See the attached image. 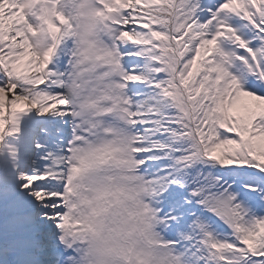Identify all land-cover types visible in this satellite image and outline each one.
<instances>
[{"label": "rangeland", "instance_id": "374dc122", "mask_svg": "<svg viewBox=\"0 0 264 264\" xmlns=\"http://www.w3.org/2000/svg\"><path fill=\"white\" fill-rule=\"evenodd\" d=\"M42 1H46L49 6L51 15L49 22L43 21ZM165 1L174 9L172 18L166 23L153 20L155 8L158 6L144 8L149 16L150 34L142 49L146 54L159 55L161 61L157 63V69L155 65L153 68V75L157 77L159 83H156L155 88L148 89L141 101L140 99L136 101L137 105L149 109L155 120L176 126V130L169 137L168 146L158 152L163 161L161 174L156 177L148 175L147 181L143 183L144 178L136 173L137 165L126 163L123 155L110 150L115 147L114 135L113 138L105 140L106 144L101 142L95 145L89 141L84 150L81 151L78 147V151L74 152L70 173L68 171L70 191L67 195H71L76 188L74 174L84 172L90 175V182L96 186L92 189V201H99L98 211L102 216L97 218L103 221L108 218L113 229L123 238H116L120 241L118 245L120 253L123 247L128 252L131 250L130 246L135 247L139 244L143 247L146 242L144 237H148L150 242L154 226L161 227V221L156 216L159 210L147 201L148 209L142 213L138 209L139 195H136L145 189L146 183L150 186L151 192L152 187L159 186V189L152 192L154 201L160 203L163 200L161 209L167 207L165 200L173 202L177 216L184 220L186 225V242L178 258L175 257V263L264 264V261L254 257L248 258L246 255L249 247L256 246L257 253L264 258V184L258 188L260 195L256 198L244 199L245 204L236 205L239 197L236 190L215 193L205 186L203 191L198 190L197 195L194 183L190 182L188 177H183L193 158H198L201 153L226 170L221 174L223 178L245 177V173L238 169L244 170L242 167L244 163L238 158L229 157L237 151L239 152L237 156L241 158H245V154H250L259 157L260 162L264 164L263 5L260 0H219L214 4L215 8L211 7L210 14L202 21L201 30L195 35L192 27L200 12L206 10L207 0H203V4L202 0ZM114 3V0L105 2L106 8L99 5L95 12L96 18L92 17L87 22L84 37L80 42L81 51L77 64L79 73L75 80L77 84L78 77L84 74L87 64L90 63L97 68V59L100 55L106 54L107 46L103 42L107 31L105 25L108 23L112 25L109 22V14L113 13ZM23 5L27 7L26 16L32 30L30 37L34 40L37 51L42 53L47 46L55 44L58 46L61 39L59 35L63 30L62 24L65 23L64 18L69 10V1L25 0ZM110 7H112L109 9L110 12H107ZM213 18H216V21ZM66 36L67 39L68 33ZM167 40L173 42L172 51L170 49L167 52L166 49L158 47V42L168 44ZM17 79L19 81L16 82L17 87L22 96L28 98L38 94L32 90L31 82L27 78ZM3 81L0 78V87L4 86ZM181 84L188 86L187 93ZM108 88L111 97L121 89L114 82L109 83ZM71 90V96L69 92L68 94L72 111L75 113L73 121L75 127L80 124L78 121L81 119H78L80 114L85 115L95 125L94 120L100 117V113L102 115L112 112V104L109 108L106 107L107 99L101 103L98 116L91 101L85 100L83 106L79 107L72 98H79L80 85L78 88L72 87ZM190 108L193 113L203 109V126L207 127L204 134L210 137L205 146H200L194 136L196 131L188 116ZM5 123V116L0 114V141L3 140ZM75 129L76 138L82 135L90 139L95 134ZM3 168L4 166L0 164V173ZM94 170H100L102 178L100 184L95 176L92 177ZM111 178L116 180V188L109 184ZM70 198L74 204L76 198L71 196ZM116 199L118 202L114 204ZM124 202L130 206L125 207ZM84 206L83 202L75 203V207L80 211H84ZM214 206H217L215 212L218 219L213 217L206 219L205 224L209 226L202 228L203 213ZM149 213L152 220L150 216H145ZM229 213L232 217L228 215ZM66 220L67 225L71 226V218L67 216ZM220 220H223L224 226L218 225ZM147 221L148 226L145 225ZM231 227H235V231ZM75 229L70 231L66 228L63 234L71 247L79 246ZM89 240L92 242L88 248L93 264L98 257L93 250L97 251L98 248L93 249L91 236ZM4 244L9 246L7 242ZM150 245H154L152 241ZM110 250L112 253V246ZM153 256L156 258L155 264L169 263L167 258L158 259L156 251H153L149 259ZM142 259L147 258L144 256ZM77 263L82 264L80 261ZM139 264L149 263L147 260H141Z\"/></svg>", "mask_w": 264, "mask_h": 264}, {"label": "bare ground", "instance_id": "6f19581e", "mask_svg": "<svg viewBox=\"0 0 264 264\" xmlns=\"http://www.w3.org/2000/svg\"><path fill=\"white\" fill-rule=\"evenodd\" d=\"M160 1L124 0V5L118 12L123 11L125 17L119 22L113 21L114 28L120 33L119 42L124 62L129 72L132 70L129 86L137 98L146 96L145 85L155 83V77L145 69L143 60L146 54L143 51L136 52L135 49L150 34V22L144 8L152 7ZM260 2L264 16V0ZM24 22L25 16L17 12L15 0H0V55L4 53L5 56L4 61L0 62V74L7 80L9 72L5 67L11 64L14 73L25 76L33 84H42L44 80L40 66L45 63L47 51L43 54L35 51L22 27ZM200 22L197 18L192 27L195 33L200 28ZM53 87L45 95L36 96L34 104L27 98L24 99L20 93L17 95L16 91L12 92L9 87L0 88V114L5 115L8 120L4 139L0 141V164L4 166L0 173V208L2 218H6L3 220L7 226L4 234L14 245L5 248L0 244V264H41L52 261L49 259L52 256L49 253L53 252L50 239L59 227L57 213L63 209L62 197L58 192L62 188L60 185L57 188L56 179L59 173L61 179L66 168L62 166L64 161L61 160V144L54 141L59 140V137L55 136L53 139L51 134L61 133L63 130H58L59 127H69L68 123L61 120L67 114L62 107L65 102L59 97L56 87ZM142 107L140 104L137 106L140 116L149 111ZM139 121H142L140 117ZM28 126L31 128L28 129ZM163 126L158 122L155 126H138L137 141L144 164L157 162L153 151H148L154 147L149 144L156 142L150 138L149 131L153 129L152 134L156 135ZM46 129L48 133L43 134L42 130ZM26 130L30 135L27 142L25 140L24 144H18L19 134ZM11 132H14L10 135L11 138L6 140L5 135ZM164 142L159 140L157 146H162ZM22 157L29 159L25 168L23 165L26 162L19 164ZM59 166L63 168L61 172ZM28 171L32 176L26 178Z\"/></svg>", "mask_w": 264, "mask_h": 264}]
</instances>
